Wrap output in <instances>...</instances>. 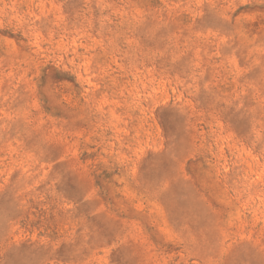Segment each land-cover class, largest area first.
Masks as SVG:
<instances>
[{"label":"rangeland","instance_id":"1","mask_svg":"<svg viewBox=\"0 0 264 264\" xmlns=\"http://www.w3.org/2000/svg\"><path fill=\"white\" fill-rule=\"evenodd\" d=\"M0 264H264V0H0Z\"/></svg>","mask_w":264,"mask_h":264}]
</instances>
